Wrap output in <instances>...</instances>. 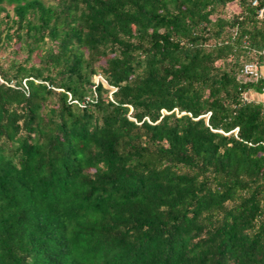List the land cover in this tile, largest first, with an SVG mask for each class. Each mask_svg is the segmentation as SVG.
<instances>
[{
    "label": "trees",
    "instance_id": "1",
    "mask_svg": "<svg viewBox=\"0 0 264 264\" xmlns=\"http://www.w3.org/2000/svg\"><path fill=\"white\" fill-rule=\"evenodd\" d=\"M257 1L0 0V264H264Z\"/></svg>",
    "mask_w": 264,
    "mask_h": 264
},
{
    "label": "rangeland",
    "instance_id": "2",
    "mask_svg": "<svg viewBox=\"0 0 264 264\" xmlns=\"http://www.w3.org/2000/svg\"><path fill=\"white\" fill-rule=\"evenodd\" d=\"M46 2H52V0H45ZM240 10L237 2H232L228 5L227 7V14H233L235 12H238ZM12 46H7L5 48L0 46V61L1 63H3V65H7L9 63V60L11 59V57L13 56V48L15 49L16 47H14L13 42L11 43ZM24 54L19 55V58H23ZM94 79L97 80H103L101 78L100 75H96L94 77ZM104 83L106 84V82L104 81ZM107 85V84H106ZM260 95V94H259ZM257 93L253 92V91H248L247 92V97L248 99H253V100H257L260 96Z\"/></svg>",
    "mask_w": 264,
    "mask_h": 264
},
{
    "label": "built area",
    "instance_id": "3",
    "mask_svg": "<svg viewBox=\"0 0 264 264\" xmlns=\"http://www.w3.org/2000/svg\"><path fill=\"white\" fill-rule=\"evenodd\" d=\"M253 5H257L258 1L257 0H252ZM258 17L262 20H264V7H260L258 9ZM261 55L264 56V49L260 52ZM240 77L243 80H257L261 77V72L260 68L257 62L255 61H250L246 62L243 67L241 68L240 71ZM244 99H248L247 97V92L243 94Z\"/></svg>",
    "mask_w": 264,
    "mask_h": 264
},
{
    "label": "crops",
    "instance_id": "4",
    "mask_svg": "<svg viewBox=\"0 0 264 264\" xmlns=\"http://www.w3.org/2000/svg\"><path fill=\"white\" fill-rule=\"evenodd\" d=\"M259 68H260V72H261V77H264V65H259ZM259 96L260 97L257 100H263L264 101V93L260 94Z\"/></svg>",
    "mask_w": 264,
    "mask_h": 264
},
{
    "label": "clouds",
    "instance_id": "5",
    "mask_svg": "<svg viewBox=\"0 0 264 264\" xmlns=\"http://www.w3.org/2000/svg\"><path fill=\"white\" fill-rule=\"evenodd\" d=\"M102 78V77H101ZM103 79V78H102ZM103 81H104V79H103Z\"/></svg>",
    "mask_w": 264,
    "mask_h": 264
}]
</instances>
